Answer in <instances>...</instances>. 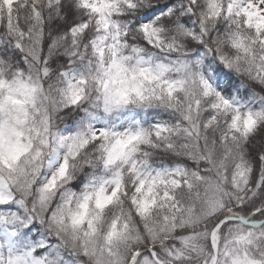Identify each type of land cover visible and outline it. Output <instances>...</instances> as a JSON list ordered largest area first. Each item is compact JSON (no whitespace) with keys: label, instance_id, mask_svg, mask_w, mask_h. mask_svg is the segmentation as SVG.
<instances>
[{"label":"snow or ice","instance_id":"obj_1","mask_svg":"<svg viewBox=\"0 0 264 264\" xmlns=\"http://www.w3.org/2000/svg\"><path fill=\"white\" fill-rule=\"evenodd\" d=\"M0 264H264V0H0Z\"/></svg>","mask_w":264,"mask_h":264}]
</instances>
